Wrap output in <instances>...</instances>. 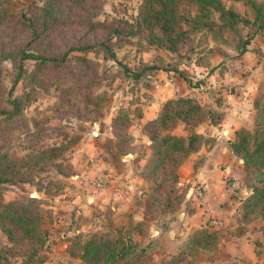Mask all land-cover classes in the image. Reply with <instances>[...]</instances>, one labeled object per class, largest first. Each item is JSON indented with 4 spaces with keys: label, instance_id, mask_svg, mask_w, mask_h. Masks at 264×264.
I'll list each match as a JSON object with an SVG mask.
<instances>
[{
    "label": "rangeland",
    "instance_id": "1",
    "mask_svg": "<svg viewBox=\"0 0 264 264\" xmlns=\"http://www.w3.org/2000/svg\"><path fill=\"white\" fill-rule=\"evenodd\" d=\"M251 1L264 13V0ZM144 2L0 0V107L12 87L11 98L26 100L17 118L0 123V157L32 181L1 185L0 205L18 202L38 214L46 238L29 262L36 242L18 245L0 225L7 264H84L81 244L94 235L115 236L136 249L157 239L161 248L141 264H167L186 245L181 264H264V200L255 192L263 188L260 170L232 152V141H219L209 122L224 120L222 93H247L242 78L249 72L240 67L245 43L256 58L250 62L263 61L255 44L264 43V29L258 30L264 22L253 24L259 11L244 0H221L238 18L212 9L205 17L193 0H180L165 31L144 22ZM79 47L89 48L69 52L61 65L24 62L23 78L13 85L20 51L61 57ZM261 68L250 96L242 94L250 98V125L243 128L251 133L264 106ZM190 96L203 107L200 120H176L151 142L149 123L167 100ZM115 120L123 124L115 128ZM191 133L201 136L197 149L180 167L182 155L175 152L159 169L162 137ZM228 164L214 181L212 202H200L194 173L216 165L220 172ZM153 197L160 203L151 207ZM203 208L213 212L203 221L211 237L201 249L189 241L202 231Z\"/></svg>",
    "mask_w": 264,
    "mask_h": 264
},
{
    "label": "trees",
    "instance_id": "2",
    "mask_svg": "<svg viewBox=\"0 0 264 264\" xmlns=\"http://www.w3.org/2000/svg\"><path fill=\"white\" fill-rule=\"evenodd\" d=\"M180 0H145L141 16L144 22L151 25H159L165 31L171 29L170 24L174 20V13L177 8L178 2ZM239 1V0H236ZM249 2L251 5L256 6L258 13L256 15L253 24H257L260 20L264 22V13H260V8L256 5V2L251 0H244ZM193 2L198 6L200 11L205 17L211 14L210 9L215 10L220 13V17L223 18L226 15H231L232 17L238 18L237 14L231 13L223 7L221 0H193ZM259 29H264V23L259 25ZM249 42L245 43L244 48L241 50L240 54L243 55L247 51V46ZM105 51L110 53L111 58L114 54L111 53V49L103 45ZM89 47H79V49H70L65 52L61 57L56 56H46L41 54H34L27 51H20L18 63H17V76L13 85L18 84L19 80L23 78L25 68L24 62L32 61L37 63L39 66L50 65L57 66L64 64L68 60V54L72 51H84ZM133 78H138L139 74H132ZM13 88L9 91V94L2 96L1 99L4 101L3 107H0V117L1 122H12L13 119L17 118L18 114L23 108V103H26L22 97L11 98ZM218 110V109H217ZM204 114V110L200 102L195 97H179L176 99H169L164 104L162 112L158 119L149 123L151 142H155L161 136V132L170 130L174 125L175 121L179 120L185 124L192 121H199L201 116ZM120 120H115V128L118 125H122L123 122ZM211 125H218L221 123L219 118L216 122ZM118 132V129H117ZM201 136L197 133H191L187 137H177L173 135H165L162 137L160 145L163 149H157L156 153L159 158L155 160L158 163L157 167L161 169L167 160H171V157L176 152L182 155V159L176 160V167L181 165L188 155L195 151L200 144ZM197 145V146H196ZM232 152L238 157L244 160L246 166H254L260 170L261 178L259 182L263 185L261 190L257 189L255 192L258 194L257 200H264V106L261 109H257V118L254 132L251 133L246 128H242L235 132V138L231 144ZM180 167V166H179ZM14 168L7 162L5 156L0 157V186L2 185H15L17 183L31 184V180H26L18 177ZM159 176H156L158 180ZM165 181H163V185ZM161 192V190L159 191ZM253 199V198H252ZM251 199V200H252ZM160 203V199L153 197L151 202V207L156 203ZM18 202L10 203L7 206L1 207L0 205V225L5 231L8 238L16 242L18 245L27 246L34 240L37 244V248L34 249L33 254L29 256V262L34 261L35 256H37V250L43 249L46 244V238L44 231H39L37 228L38 214L30 213L28 208L20 206ZM29 207V206H25ZM200 229L202 230L208 228V224L204 223ZM211 233H207L205 230L194 233L190 238L194 246L198 248H204L207 244L205 239H209ZM188 245L184 246L187 248ZM33 247V246H32ZM183 247V248H184ZM82 253L80 259L84 264H141L145 256L149 255L150 252L157 248H161L159 241L157 239L150 240L147 245L141 249H136V245L131 242L125 243L124 240L116 238H106L104 235H94L88 238L81 244ZM182 248V247H181ZM176 255L167 264H181L182 257L184 254V249ZM138 252V254L136 253ZM0 264H7L3 255L0 253ZM35 264V263H31Z\"/></svg>",
    "mask_w": 264,
    "mask_h": 264
},
{
    "label": "crops",
    "instance_id": "3",
    "mask_svg": "<svg viewBox=\"0 0 264 264\" xmlns=\"http://www.w3.org/2000/svg\"><path fill=\"white\" fill-rule=\"evenodd\" d=\"M254 46V45H253ZM255 47L257 48L258 52L263 54L264 56V43H260L257 42V44H255ZM253 48L248 49L241 57L242 60H240V64H241V72H244V70L246 72H249V76L248 77H244L242 78V84L243 86H245L244 90H246L247 93H244V91L242 92V94H246L249 95L251 94V92L253 91V86L255 81L252 80L253 75H257L259 73H261V67L264 65V57H263V61L261 63H258L257 61H255V65L254 63H251L250 60L252 61L255 57L253 54ZM251 56L252 59H251ZM256 59V58H255ZM238 60L236 59L234 61L233 64H237ZM251 75V78H250ZM226 77H230V75H225ZM226 80L227 83L229 84H235V83H231V81H233L234 79L231 78H227ZM242 86V88H243ZM237 89V88H236ZM239 91V89H238ZM242 94H239V96H237L236 98L233 97V95H229L226 93H222L223 99H225V101L223 100L222 104H223V109L221 112H224V120L221 121L220 124H218L217 126H213L211 125L210 127L215 129L214 135L218 137L219 141H233L235 138V132L241 128H243L245 125H250L249 120L247 118V114L245 111V108L249 107V103H250V98L249 96L246 97ZM244 96V97H243ZM217 105V104H216ZM224 151L223 149L220 150L218 153V156L221 155L220 152ZM206 154L209 156V154H214L213 149L212 150H207L205 151ZM228 163V161H226V164ZM231 163V162H230ZM231 169V165L228 164L224 170L218 172L217 170V165L214 167L208 166V167H201L199 168L196 173H194V178L196 179V182L199 183V186H197V189L199 193H201V195H203L202 201L200 202H207L208 200H213V196L215 195V191H214V181L215 180H220L222 179L221 174H225L226 172H228ZM216 188V186H215ZM204 197V198H203ZM196 199V197H195ZM212 202V201H211ZM209 203H207L206 205H208ZM209 206V205H208ZM207 206V207H208ZM205 210V211H204ZM213 211L211 210H207V208H203V212L202 215L201 213H199L201 215V225L204 223L203 221H205L204 219L206 217H208ZM200 225V226H201Z\"/></svg>",
    "mask_w": 264,
    "mask_h": 264
},
{
    "label": "built area",
    "instance_id": "4",
    "mask_svg": "<svg viewBox=\"0 0 264 264\" xmlns=\"http://www.w3.org/2000/svg\"><path fill=\"white\" fill-rule=\"evenodd\" d=\"M213 223H215V222H213Z\"/></svg>",
    "mask_w": 264,
    "mask_h": 264
}]
</instances>
